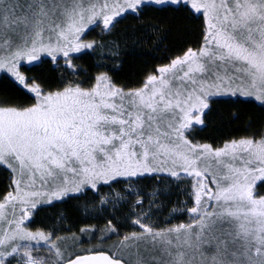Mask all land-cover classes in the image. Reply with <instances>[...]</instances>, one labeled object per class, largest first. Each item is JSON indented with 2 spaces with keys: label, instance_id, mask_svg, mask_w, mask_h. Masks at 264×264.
I'll return each instance as SVG.
<instances>
[{
  "label": "snow or ice",
  "instance_id": "6c2138e0",
  "mask_svg": "<svg viewBox=\"0 0 264 264\" xmlns=\"http://www.w3.org/2000/svg\"><path fill=\"white\" fill-rule=\"evenodd\" d=\"M151 11L203 21L201 40L139 86H118L100 71L89 86L62 79L45 90L26 76L25 65L42 57L78 75L73 54L105 47L86 33L110 34ZM110 47L119 58L121 43ZM5 78L33 103L0 98V169L11 177L0 196V264H264V127L222 147L192 137L220 99L264 108V0H0ZM185 179L191 203L153 223L159 187L167 180L179 190ZM146 181L157 184L148 201ZM89 193L114 210L127 206L133 227L121 231L113 216L98 247L84 249L71 229L33 232L25 223L38 208ZM177 212L186 222L172 223Z\"/></svg>",
  "mask_w": 264,
  "mask_h": 264
},
{
  "label": "trees",
  "instance_id": "16d2710c",
  "mask_svg": "<svg viewBox=\"0 0 264 264\" xmlns=\"http://www.w3.org/2000/svg\"><path fill=\"white\" fill-rule=\"evenodd\" d=\"M203 21L191 17L185 13L174 12H148L143 20L129 17L114 32L105 33L99 28L86 33L89 41L103 42L107 50L112 52V57L105 61L100 57L99 51H87L73 55L75 70L78 75L69 76V71L62 62H48L45 58L32 65H25L26 76L34 78L45 90L58 87L62 79H70L89 86L93 77L100 71H108L112 80L121 87L139 86L145 74L152 73L161 64L177 54L185 47H196L201 40V25ZM150 27L158 28L159 32L153 35L144 34ZM135 37V39H126ZM113 39L121 43L120 56L117 58L111 48ZM143 41L144 43H140ZM109 46V47H108ZM94 52V53H93ZM116 63H113V61ZM103 61V63H99ZM122 61V62H121ZM28 69H31L29 71ZM0 98L10 99L16 104L33 103L32 95L21 90L8 78L0 80ZM264 127V108L256 102L234 103L218 100L212 106L210 114L206 117V124L197 127L192 137L199 143H209L213 147H222L230 139L258 133ZM10 175L4 169H0V196L10 190ZM189 180L181 182L179 190L175 184H169L167 180L159 187V194L155 198L156 212L154 221L158 224L170 217V209L176 204L188 200L186 192ZM146 190L144 199L148 201L153 190L157 188L156 182L146 181L140 186ZM120 192V188L113 190ZM264 191V189H260ZM101 195H108L107 191ZM191 203L190 200H188ZM95 201L93 194L89 193L86 199H68L53 205H47L37 210L34 220L30 223L33 230L48 231L55 229L60 235H67V230L81 237L83 247L89 249L98 247L97 239L106 227L107 221L116 219L113 223L120 226L121 231L130 230L133 226L127 222L129 208L120 206L113 209L101 207ZM186 222L182 212H177L172 218V223ZM89 227L97 231L89 235L79 232L80 228ZM115 243L116 241H111ZM107 250L110 246H104Z\"/></svg>",
  "mask_w": 264,
  "mask_h": 264
},
{
  "label": "rangeland",
  "instance_id": "374dc122",
  "mask_svg": "<svg viewBox=\"0 0 264 264\" xmlns=\"http://www.w3.org/2000/svg\"><path fill=\"white\" fill-rule=\"evenodd\" d=\"M100 44H102L103 42H99ZM111 44H112V42H111ZM110 46V45H109ZM108 46V47H109ZM109 48H111V47H109ZM95 52V51H94ZM93 52V53H94ZM99 53H100V57L101 58H103V60L105 61L106 59H105V57H112L113 55H112V52H110V50H107L106 49V46L104 47V49L102 50V51H99ZM79 54V53H78ZM73 55H75V54H73ZM43 59H45L44 57H42V60ZM99 63L101 64V63H103V61H99ZM27 65V64H26ZM110 205V204H109ZM109 205H100L101 207H106V208H108L109 207ZM47 206V205H46ZM44 207V206H43ZM100 207V208H101ZM39 209V208H38ZM37 209V210H38ZM37 210H36V213L31 217V219H29V220H26V224L29 226V230H31V231H33V232H35V231H37V230H33L32 229V227H31V225H30V223L34 220V218H35V216H36V214H37ZM153 223H156V224H158L157 222H155L154 220H153ZM32 224V223H31ZM111 243H113V242H111ZM111 243L110 244H108L109 246H111ZM84 249H89V248H87V247H83ZM34 255H40V256H45V255H47V253H45V252H40V253H34Z\"/></svg>",
  "mask_w": 264,
  "mask_h": 264
}]
</instances>
